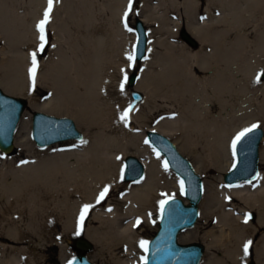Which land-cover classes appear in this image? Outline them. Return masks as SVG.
Segmentation results:
<instances>
[{"label": "bare ground", "instance_id": "6f19581e", "mask_svg": "<svg viewBox=\"0 0 264 264\" xmlns=\"http://www.w3.org/2000/svg\"><path fill=\"white\" fill-rule=\"evenodd\" d=\"M29 1L36 6L35 13L40 4L34 19L39 24L48 9V1ZM110 2L112 20H116L125 12L123 0ZM213 5L218 12L213 11V18L210 16L207 22L188 26L191 35L200 42V49L193 52L185 45L171 46L167 53L157 57L149 47L139 80L132 89L142 92L143 99L131 101L124 110L117 106L108 114L103 112L101 122L94 125L84 141L63 148L57 144L37 147L31 138V122L22 119L15 134L13 155L0 152V264H33L36 259L43 260L44 255L36 253V249L34 253L7 243H33L34 238L40 250L48 243H55L61 258H65L69 252L66 243H71L70 238L81 233L87 222L94 227L86 231V239L96 247L95 255L105 259L107 264H137L141 253L145 260L146 245L141 247V242L146 241L142 235L145 230H138L153 224V217L161 213V201L182 192L181 178L169 167L165 169L163 157L147 144L145 135L140 139L134 135L137 125H148L147 113L154 108L159 94L176 108L180 122L192 135L210 132L213 127L214 168L218 171L224 170L227 146L233 144L235 137L228 138L229 129L220 128L216 120L211 119L213 99L219 100L221 111H226L229 117L231 113L243 111L244 119L231 128L234 134L252 125L264 126V81L257 80L264 72V0H213ZM57 7L53 6L49 15L51 30L59 37L61 32H68V25L63 16H57ZM19 9L20 6L15 10L17 15H13V8L0 6L2 31L20 30L35 40L36 24L24 22L25 16ZM143 20L151 21L148 16ZM20 23H24L23 28ZM180 25V21L176 22L178 30ZM109 30L121 37L122 51L134 55L135 34L116 28L113 21ZM15 62L0 80V87L9 95L25 88L22 63L20 59ZM94 71L95 77L86 82V98L98 97L104 87L101 66L96 64ZM67 91L69 89L64 90L65 95ZM60 97L42 103L32 101V107L44 113L69 111L64 108L66 97ZM125 114L126 119H122ZM76 116L82 123L89 117L85 109ZM178 122H165L151 130L170 137L162 128L172 131ZM138 141L143 145H138ZM181 144L199 165L208 168L192 145ZM178 148L183 153L181 147ZM132 149L133 155L144 163L146 175L140 181L123 185V158ZM211 155L213 158V152ZM261 156L264 162V139ZM195 169L198 172L197 167ZM208 186L202 202V205L205 203L201 210L202 223L181 232L179 242L203 241L206 254L201 264H245L250 258L264 264V171L252 182L236 186L223 184L221 188ZM105 188L108 192L98 202ZM84 205L92 207L81 222ZM253 213L257 214L254 220L249 218ZM209 228V232L200 235ZM248 241L251 244L245 254L244 245Z\"/></svg>", "mask_w": 264, "mask_h": 264}, {"label": "rangeland", "instance_id": "374dc122", "mask_svg": "<svg viewBox=\"0 0 264 264\" xmlns=\"http://www.w3.org/2000/svg\"><path fill=\"white\" fill-rule=\"evenodd\" d=\"M42 1L45 3L48 0ZM53 1V6L58 5L56 12L57 16H63L66 19L68 32H61L58 37L56 32L51 30V18L49 15L48 23L45 25L46 43L44 44V50L40 51V33L37 29L38 24H36L34 20L37 12L39 13L40 11V4H38V8L35 13L36 6H33L29 0H0V6L2 8H13V15H17V11L15 10L20 6V12H18L22 16H25L24 22L30 25H33V23L34 25L36 24L35 30H37L35 36L36 39L31 40L20 30L19 32H14V30H8L6 32L5 30L2 31V26L0 27V32H2L0 33V80L11 71L12 66H14V63H16L15 61H19L20 59V62L23 66L22 73L24 74L22 75V81L24 82L26 89L23 87L20 89L21 91L11 94L17 98H23L28 102V107L26 108L22 119L31 122V133L32 117L34 112L37 111L32 107V101L36 103H42L43 101L50 100L53 97H63L64 95V97H66V100H64V108L69 109L70 112L53 111L47 114L59 118L73 119L78 129L85 135V138L86 134H89L92 128L94 129V125H98V122H101L100 119H102L101 114L103 112L108 114L110 109H113L117 106L120 108L122 107L124 110L127 109L131 101H137L133 98V94L135 92L132 91L137 82L134 86H131L129 84V80L132 75H136L137 81L139 80L142 62H137L135 59L133 61L128 60V56L131 55V53L126 54L125 51H122L121 37H119L118 34L114 35L111 30H109L111 28L112 21L115 22L116 28L118 27L127 33L135 34L136 20L143 19V17L148 16L151 21H148L145 24L149 32V47L153 49L155 56L161 57L167 53L168 48L171 46L179 47L185 45L188 50H192L193 52L198 51L201 47L200 42L194 37L199 45L198 47L191 46L185 42V40H183L181 36V30L187 29L189 32V24H201L207 22L210 19V16L213 18V11L218 13L215 6L213 5V0H164V5L159 3L160 0H123V10H125V12L122 11L120 16H124L121 18V20L119 19L120 16H118L116 20H112L113 10L110 7V0ZM43 15L41 16L40 21L44 19ZM178 21L181 22L179 30L176 27V22ZM23 25L24 23L22 25L20 23V27L23 28ZM57 37L60 38V41H57ZM130 46H128L129 49ZM132 46L135 47V44ZM33 52L36 53L37 62L34 83L30 72V70L33 68ZM66 64L69 65L68 68H64ZM96 64L101 66L102 71L100 78L103 81L102 85L104 87L101 89V94L100 92L98 93V97L91 96L86 98V82L95 77L94 70ZM125 75L127 76L126 80ZM200 75L202 77L204 76L203 73H200ZM259 80L263 82L264 75H260ZM60 87L63 88L60 89ZM27 89H30V94H27ZM65 89H69L66 95L64 94ZM137 93H139L142 100L144 94L142 92ZM96 104H98L97 107ZM103 108L104 111L101 112L100 109L103 110ZM84 109L86 113H88L89 117L88 121L82 123L76 114ZM94 110L95 115L93 116ZM147 115L150 118L148 119V125H144V127L137 125L135 128L134 135L139 139L143 135L146 137V133L155 126H160L165 122L179 121L172 131L166 130L164 127L162 129L170 135L171 138H168H170L174 143L176 141L175 144L177 147H181L183 151L182 154L191 161L194 167H197V173L203 181L204 192L202 202L205 198V195L208 193V184H212L220 188L223 184L227 186L224 183L223 176L232 168L235 162V155L233 154L232 147L233 144H228L227 146L226 158L228 160L224 165V170L218 171L214 168L215 159L213 149V127L211 128L210 132H205L204 134L196 133L195 136L192 135V132L186 129V127L183 126L184 124L180 122V115L176 108H174L168 100L166 102V100L163 99L160 94L156 98V104L154 103V108L149 110ZM244 116L245 115L243 114V111H237L236 114L231 113V116L229 117V115L226 114V111H221L219 100L213 99V111L211 114V119H215L220 128L229 129L226 134L228 138L231 139V136H234L236 139V136L242 132L240 131L234 134V132H231V128L234 124H239L244 119ZM261 128L264 129V126H261ZM176 137H180L181 139L177 140ZM75 142L80 141H65L57 143V145H60V147L63 148L72 146ZM184 142L192 145L196 149V153L202 157L203 162H207V169L198 164L194 155H190L187 150L182 148L181 143L184 144ZM137 144L142 146L143 142L138 141ZM133 152L134 149H132L123 158V161H125V159L129 156H135L133 155ZM212 152L213 158L211 155ZM12 153L13 151L3 154L12 156ZM261 171H264L263 161H260V172ZM121 183L123 185L130 183L123 180V173L121 177ZM172 198H181L185 200L183 191L177 196L167 197L165 199ZM202 202L200 204V216L198 222L193 228L188 230L195 229L198 225H200L199 223H202V221H200L201 210L205 208V203L202 205ZM100 212L101 211H98V213ZM160 215L161 213L153 217L154 220L151 226H145L138 230L140 232L145 230L142 235L146 239L147 243L154 237L159 229ZM249 218L254 220L257 218V214L253 213L251 216H249ZM93 227L94 226L87 222V225L86 223L83 225L81 233L78 235H73L70 238L71 243H66L67 248H69V252L65 258H61L60 249L55 243H48L46 247L40 250V248L36 246V238L33 239V243H29V241H21L19 243H13L9 241L7 243L10 246L20 249H29L32 252H34L33 249H36V253L44 255L45 258L43 260L36 259L33 261V264H66L81 253V251H79L76 247V240L85 239L88 241V239H86L85 233L89 228ZM210 230V228L204 229L200 232V235L202 236ZM193 243L203 245L206 250L205 244L200 240L189 241L184 244L187 245ZM33 244H35V246H32ZM96 250V247L93 245V249L85 254H87L89 259L95 264H107L105 259L95 255ZM213 252H215V254L218 256L221 255L217 251ZM142 256L143 253L140 254V257H138L137 264H145V260ZM245 264L257 263L255 262L254 258H250Z\"/></svg>", "mask_w": 264, "mask_h": 264}, {"label": "water", "instance_id": "95a60500", "mask_svg": "<svg viewBox=\"0 0 264 264\" xmlns=\"http://www.w3.org/2000/svg\"><path fill=\"white\" fill-rule=\"evenodd\" d=\"M185 42L198 47L197 40L187 31L181 30ZM136 45L134 57L137 62L147 58L149 48V32L143 19H137L135 24ZM137 76L132 75L129 84L134 86ZM133 98L141 100L135 92ZM28 107V102L7 94L0 87V151L10 153L14 149L15 134L22 116ZM32 139L38 147H49L65 141H83L85 135L78 129L71 118H59L47 113L36 111L32 117ZM147 142L157 150L167 162L168 167L181 178L183 196L165 200L160 216L159 229L147 244L146 264H201L205 255V247L201 244H181V232L193 228L200 216V204L203 199V181L194 165L179 150L177 145L167 136L149 130L146 133ZM264 139V129L254 128L240 142L236 143L235 163L223 180L227 186L255 181L260 174L261 145ZM146 167L141 159L129 156L124 161L123 180L137 182L144 179ZM76 247L81 253L67 264H95L87 256L93 245L85 239H78Z\"/></svg>", "mask_w": 264, "mask_h": 264}, {"label": "snow or ice", "instance_id": "6c2138e0", "mask_svg": "<svg viewBox=\"0 0 264 264\" xmlns=\"http://www.w3.org/2000/svg\"><path fill=\"white\" fill-rule=\"evenodd\" d=\"M52 7H53V0H48V9L47 11L44 13V19L41 20L39 22V24L37 25V29L40 33L39 35V40H40V47L39 50L43 51L44 50V44L46 43V37H45V25L48 23L49 20V13L52 11ZM131 7V6H129ZM130 30V29H129ZM135 59L134 55H129L128 56V60L129 61H133ZM36 53L33 52L32 53V64H33V68L30 70L31 75H32V79H33V83L35 82V73H36ZM260 75H264V72H261L258 76H257V80H259V76ZM127 79V76L125 75V80ZM127 114H125L124 116H122V119H126ZM257 125H252L250 128H246L244 129L242 132H240L237 136L235 141L233 142V149H235V145L236 143L240 142L245 136L248 135V133H250L254 128H256ZM147 142V141H146ZM165 169H167L168 165L167 162H165L164 164ZM181 190H183V182H181ZM108 192V189L105 188L99 195L98 198V202L100 199H103L106 194ZM166 195V194H165ZM166 203V201H161V208H163L164 204ZM92 207V205H84L83 210L81 212V222L83 221L84 217L86 216L87 212L89 211V209ZM110 210V209H109ZM147 244L146 241H142L141 242V247H144ZM251 244V241H248L245 245H244V253L247 254L248 253V249H249V245Z\"/></svg>", "mask_w": 264, "mask_h": 264}]
</instances>
